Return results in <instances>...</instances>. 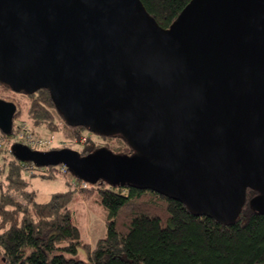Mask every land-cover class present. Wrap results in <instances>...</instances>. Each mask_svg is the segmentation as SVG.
Returning a JSON list of instances; mask_svg holds the SVG:
<instances>
[{
    "label": "water",
    "instance_id": "obj_1",
    "mask_svg": "<svg viewBox=\"0 0 264 264\" xmlns=\"http://www.w3.org/2000/svg\"><path fill=\"white\" fill-rule=\"evenodd\" d=\"M0 80L49 88L68 124L134 149L16 142L19 160L151 188L225 223L251 187L264 214V0H191L169 27L140 0H0ZM17 110L0 98L3 134Z\"/></svg>",
    "mask_w": 264,
    "mask_h": 264
},
{
    "label": "trees",
    "instance_id": "obj_2",
    "mask_svg": "<svg viewBox=\"0 0 264 264\" xmlns=\"http://www.w3.org/2000/svg\"><path fill=\"white\" fill-rule=\"evenodd\" d=\"M140 1L164 27L174 23L191 2ZM8 91L28 97V117L33 124L59 126L55 122V112L61 114L49 88L16 92L0 80V92ZM20 111L18 105L16 115ZM71 127L77 139L88 129L80 125ZM100 137L108 142L101 146L90 140L81 155L99 147L116 153L134 152L120 134ZM111 140L123 143V147L110 145ZM4 157L0 163V264L264 263V214L251 205L252 198L259 193L254 188H247L237 218L228 223L211 215L197 214L181 200L154 189L111 185L105 180L91 183L77 178L73 183L75 189L55 192L48 200L39 201L36 191L29 188L24 177L30 161ZM54 169H48L51 175H55ZM76 191L85 199L97 201L108 212L107 234L95 244L82 238L74 222L70 202ZM80 250L85 256L80 255Z\"/></svg>",
    "mask_w": 264,
    "mask_h": 264
},
{
    "label": "rangeland",
    "instance_id": "obj_3",
    "mask_svg": "<svg viewBox=\"0 0 264 264\" xmlns=\"http://www.w3.org/2000/svg\"><path fill=\"white\" fill-rule=\"evenodd\" d=\"M0 98L13 100L17 102L20 107L21 113H18L15 117L13 133L20 130L21 126L25 124L29 133L33 134L35 137L46 140L45 144H35L34 147L31 146L34 149L50 150L69 147L81 152L90 140H93V142L96 141L94 145L101 146L108 142L107 139L103 141L99 134L91 132L89 129L83 130V135L77 139L74 136L71 125H67L62 116L56 112L55 122L59 124L57 128H52L45 123L41 125L33 124L28 117L29 100L25 94L11 91L6 93L0 92ZM13 133L10 135H3L0 131V149H2L0 163L4 161V156H14L12 147L17 141L13 137ZM111 141L110 145L114 147H123V143L114 140ZM31 163L32 162H30L29 165ZM39 168L33 169L32 172L28 170V168L24 171V177L28 180L29 188L36 191L39 201L48 200L55 192L66 191L70 188L75 189L73 183L77 181V177L66 169L64 165L41 166ZM49 168H55L53 170L55 175H51V172L48 170ZM79 184H83V182L79 181ZM70 208L73 212L74 222L79 226L82 238L86 242L95 244L99 238L106 236L108 212L100 203L91 199H85L79 191H76L74 198L70 202ZM80 251V255L82 256L83 254V256H85L83 250Z\"/></svg>",
    "mask_w": 264,
    "mask_h": 264
},
{
    "label": "built area",
    "instance_id": "obj_4",
    "mask_svg": "<svg viewBox=\"0 0 264 264\" xmlns=\"http://www.w3.org/2000/svg\"><path fill=\"white\" fill-rule=\"evenodd\" d=\"M13 137L15 138V140L17 142L26 144V145H28L30 147L31 146L34 147L35 144H45L46 143V140L45 139L40 138V137H35L33 134L29 133V131L27 129V126L25 124L23 126H21V129L20 130L15 131L13 133ZM27 168H28V170H30L32 172L33 169H37V168H39V166L35 165L34 163H31L30 165L27 166Z\"/></svg>",
    "mask_w": 264,
    "mask_h": 264
}]
</instances>
